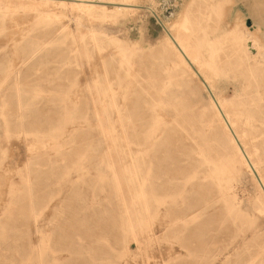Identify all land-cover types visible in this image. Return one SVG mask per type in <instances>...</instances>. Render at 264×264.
Masks as SVG:
<instances>
[{
  "label": "rangeland",
  "instance_id": "rangeland-1",
  "mask_svg": "<svg viewBox=\"0 0 264 264\" xmlns=\"http://www.w3.org/2000/svg\"><path fill=\"white\" fill-rule=\"evenodd\" d=\"M133 2L144 8L120 14L111 10L108 18L90 17L75 8L59 7H52L57 15L45 22L37 20L34 10L13 7L5 16L0 13V264H39V252L28 249L31 242L42 250L43 264H248L254 256H257L254 264H264V214L255 210L254 197L259 192L250 171L242 165L232 171L225 166L223 170V187H232L231 193L248 214L247 220L231 219L218 191V179L205 177L207 168L201 165L198 155L178 159V167L186 168L184 174L173 177L164 173L165 163L158 160L168 161L170 157V140L167 141L166 135L159 140L153 165L157 176L153 182L164 187L153 188L156 201L146 216L147 223L138 230V240L126 235L120 226L110 227L109 221L101 219V228L96 227L95 236L85 232L84 225L93 227L98 216L105 219L120 208L117 195L109 185L110 168L105 160L112 141L97 129L102 113L99 100L104 96L99 95L102 90L96 87L101 85L98 81L102 80L105 61H110L109 83L121 114L138 117V123L155 117L152 128L156 134L164 127V119L182 123L175 107L181 110L186 105L184 114L191 112L195 116L206 106L210 108V97L204 87L192 77H181L171 67L167 36L160 21L177 25L189 15L196 24L200 22L205 29L221 35L232 31L231 28L235 30L236 26L241 31L248 28L255 36L248 41L250 58H228L238 70L220 76L215 89L223 101L246 95L251 101L250 108L264 121V73H259L264 68V0ZM91 33L107 39L106 48L100 53L86 39L93 52L89 60L83 59L81 68L72 52L70 35H77L84 46L82 36ZM254 39H258L259 46L254 47ZM228 44L224 43L226 52L222 51L221 55L224 59L233 51ZM24 50L26 54L22 56ZM94 84L93 92L85 91L87 85ZM154 98L161 101L158 112L152 104ZM158 113L162 117H156ZM259 124L258 131H264V123ZM177 125L173 126L177 132V151H181L184 143L194 146L191 140H182L180 134L184 132ZM139 131L142 134L144 130L139 128ZM258 143L264 154V134ZM210 144L216 150L220 148L218 141L211 140ZM196 170H199L197 177L186 183V178ZM140 176L143 180L147 178L146 172ZM104 177L106 180H101ZM62 178L66 191L60 194L57 184ZM73 185L78 193L71 191ZM12 188H31L41 196L35 217L25 214L29 209L18 207H26L27 199L16 201L5 212ZM195 191L199 198L210 203L207 209L196 207L195 210L200 208L196 211L198 218L186 224L182 212L196 198ZM82 199L80 203L86 206V211L84 214L81 210L76 220L94 212L97 216L84 219V224L79 225L69 215L74 203ZM101 230L106 233L101 235ZM65 237L76 248L79 245L92 248L100 242L103 251L85 254L82 250H64L54 258L50 250L64 246L65 240L60 239ZM16 244L27 247L28 251L14 250ZM214 244L223 250L216 258L211 251Z\"/></svg>",
  "mask_w": 264,
  "mask_h": 264
},
{
  "label": "bare ground",
  "instance_id": "bare-ground-1",
  "mask_svg": "<svg viewBox=\"0 0 264 264\" xmlns=\"http://www.w3.org/2000/svg\"><path fill=\"white\" fill-rule=\"evenodd\" d=\"M102 3H104L105 5H103ZM219 6L221 7V5ZM13 7L36 11L37 20L39 22H45V20H48L49 18L57 15V13H54L52 7H59L63 9L75 8L90 17L96 18H108L110 16L109 14H111L109 13V11L111 10L115 13L120 14L125 12H135L139 9L144 8V6L136 4L135 2H133V0H74L72 3L68 2V0H0L1 15L4 14L5 16L6 12H9ZM261 7L262 3L259 9ZM148 10L152 11L153 13L155 12L152 8L149 7ZM160 22L167 36L166 43L168 45V50L170 53L169 58L172 62L171 67H173L175 70H178L181 77H184L185 79L192 77L204 87L210 97V108H208L209 106H206L204 109H202L201 112H198L197 116H195L191 112L188 114H184L186 105H183V108L181 110L178 109L179 106L175 107L176 114L178 117L181 116L182 123H178L177 119H175L172 123H169L164 119V127L159 130L160 134H156V131H154V129L152 128L153 124H155V122L153 121L155 117H152V119L148 121H144V123H138V117L133 116L129 113L121 114L120 104L118 103L115 94H112L113 88L109 83L110 61L104 62V73L102 75V80L98 81V84L101 83V85L96 87L102 90L99 92V95L101 97L102 95L104 96L103 99L99 100L102 102V113L101 118L97 123V129L100 135L110 137L112 141V147L108 148V150L105 152V160L110 168V174L108 177L109 185L117 195L118 202L120 203V211L119 209L116 210V213L113 212L109 217L105 219L98 216L99 219L97 222H95L96 225L93 227L87 224L84 225L86 227L85 232L91 233V235L94 234L96 227L100 224L101 219L103 221H109L110 227H112L113 225H118V227L120 226L122 228V231L126 235L131 234L134 236L135 240H138V230L140 229V227L147 223L146 216L151 213L153 204L156 201L153 188L164 187V185L161 183L158 184L153 182L154 178L157 177L153 171V165L156 161L154 152L159 146V140L164 135H166L167 141L170 140L168 150L170 157L168 158V161L167 158H161L158 160L159 163H165L163 168L164 173H166L167 175L172 174L173 177L184 174L186 172V168L183 166L178 167V159L182 158L181 156H187L188 158H191L193 155H198L199 158L202 159L201 165L207 168V174L205 175V177L208 178L209 176H211L214 178V180L218 179L216 182H218V187L220 189H217L219 193H221L223 202L226 203L227 216L234 220L237 218L241 220H247L248 214L244 212V210L240 207L237 198L231 193L232 187H223L222 185V176L224 175L223 170H225V166L227 169L229 168V170L232 171L235 170L238 165H242L252 174L257 186V190L259 192V194L254 197L255 210L260 214H264V154H262V147L258 143L259 137H263L264 134V131H258V127L260 126L259 123H264L263 119H261L263 117L255 114V112L250 108L251 101L247 99L246 95L242 94L238 97L231 98V100L223 101L219 98L215 89L217 81L219 80V78H221L220 76L228 75L229 73L238 70V66L235 67V64L231 61L233 57L234 59H238L241 56L245 57L246 59L250 58L248 41L250 39H253L255 36L253 37L252 32H250L248 28L241 31L240 29H236L237 26L235 27V30L231 28L232 31L225 32L224 35L214 34V32H212L211 30L205 29L202 23L198 22L196 24L189 15H186L181 21H179V24L177 25L172 24V26H169L167 23H164L162 21ZM200 27L204 28L197 29ZM62 29L65 28L62 27ZM218 30L219 29H217V31ZM70 37L74 45V47L72 48V52L75 54L77 65L81 68L84 65L83 59L86 58L89 60L93 52L89 48L86 39H88V43L93 44L95 50L100 53H102L106 48L107 39L100 38L96 33H91L87 37L82 36L81 40L86 42L84 46L80 45V39L77 35L71 34ZM224 38H226V40H224ZM253 41L254 47L259 46L258 39H254ZM109 42L111 43L112 41ZM226 42L233 47V51L232 53L230 52L231 55H229L228 53L226 55V59H224L221 57V55L222 51L226 52L224 46V43L226 44ZM17 54L18 53H16V55ZM25 54L26 53L24 50L22 56H24ZM228 58H231V60H229ZM247 63H249V61ZM232 65L234 67H232ZM262 72L264 73V68L259 69V73L261 74ZM251 74L254 75L253 71ZM95 86V84L93 86L87 85L85 87V91L91 93L96 89ZM153 88L157 89L156 86H154ZM95 100H97V98H95ZM160 103V100L156 98L153 99L152 104L157 108L155 110L157 112ZM192 110L194 109L191 108V111ZM156 117L160 118L162 117V115L158 113ZM20 120L21 124H23V117ZM174 125L182 128V131L184 132V134H180L182 140H184V142L185 140H191L194 143V146H189L184 143L181 144L183 146L181 148V151H177L175 145L177 132L175 130V127H173ZM139 128L144 130L142 134L140 133ZM211 140L218 141L220 144V148L217 150L216 148L214 149V147H212L210 144ZM213 151L217 152L215 153L217 156L213 155ZM142 158H144L143 161ZM142 163H144L145 166H141ZM170 164L171 166H176L170 167ZM169 167L171 168L170 170ZM198 171L199 170H196L189 177H187L186 183H189L192 179L196 178ZM142 172H146L147 175V178L144 180L140 176ZM166 174H164V176H166ZM106 178L107 177L101 178V180H106ZM63 179L65 178H62L57 184L60 189L56 191L60 194L64 190L66 191V189L63 187ZM146 181L149 183L148 185H146ZM74 186L75 185L72 186L71 191H75L78 193V190H75ZM9 194L11 196V199L10 202L8 201L9 204L6 209H4L5 212H8L10 207L13 206L16 201L21 202V200L27 199L28 204L26 207H18H20V209H29L28 213L25 214L27 216L32 215L35 217V209L39 201H41L42 199L41 196L37 194V192L35 193V191L31 188L27 190L26 188H12ZM28 194L30 195L28 196ZM194 194H196V198H194L188 205L187 209L182 212V220L186 224H190L198 218L199 215L196 214V211L200 208H197V210H195L196 207L201 206L207 209L210 203L207 199H203L201 197L199 198L198 191H195ZM81 201H83V199L79 200L78 203H74V205L71 207L69 219L70 217H72L76 220L78 215L81 213V210H83L82 213L86 211V206L83 207L80 203ZM165 201L166 200H163L164 203ZM96 216L97 214L94 212L90 215L84 216L83 218H81V220L77 219L78 221L76 220V223L80 222L78 223L79 225L84 224L82 220L96 218ZM22 218L26 220L25 216H23ZM33 220H35V218ZM24 224H26V222ZM104 230L109 231L107 228ZM104 230H101L100 234L104 232ZM104 233H102L101 235H103ZM197 233H195L196 236L200 234ZM95 235L96 234H94V236ZM17 239L18 238H16V240ZM69 239L70 238L66 237L61 238L60 240H65L64 246H60L57 249L54 248L50 250L49 254L54 256L55 258L57 256H60L58 252H62L64 250H82L85 252V254H95L96 251H103L100 242L97 243L96 241H94L96 242V245H94V247L92 248H84V245H79V247L76 248L70 246L71 240L69 241ZM74 241L77 242L76 240ZM31 244H28V249H30V251L34 249V251L37 250L36 252H39V264H43V261L41 259V257L43 256L42 250L34 245L33 242H31ZM213 246L214 249L212 248L211 251L212 255L215 258L220 254H223V250L219 247V245L214 244ZM207 248H209L210 250L211 247H206V249ZM13 249H23L24 251H28L27 247L23 248L22 245L20 247L17 244ZM256 257L257 256L252 257L251 261L248 264H254V260L256 259Z\"/></svg>",
  "mask_w": 264,
  "mask_h": 264
}]
</instances>
